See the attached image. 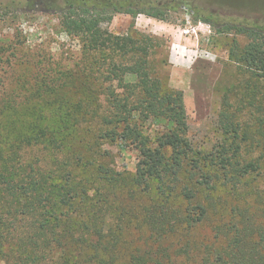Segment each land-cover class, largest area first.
I'll return each mask as SVG.
<instances>
[{
    "label": "trees",
    "instance_id": "trees-1",
    "mask_svg": "<svg viewBox=\"0 0 264 264\" xmlns=\"http://www.w3.org/2000/svg\"><path fill=\"white\" fill-rule=\"evenodd\" d=\"M114 13L166 21L158 7L130 0L91 8L67 2L64 32L85 52H108L100 75L93 70L96 87L87 84V97L72 100L67 78L42 74L24 98L0 105V264H264V209H242L239 193L261 168L257 159L242 160V144L256 140L261 156L264 146L226 113L219 121L228 142L192 148L182 92L165 89L149 69L152 39L103 31ZM202 21L245 36L229 57L264 79V22ZM149 121L161 126L154 135L145 133ZM257 121L263 142L264 116ZM104 144L137 153L133 174L110 167ZM219 188L227 191L220 200ZM151 194L144 212L139 199ZM203 225H211L210 238L194 239Z\"/></svg>",
    "mask_w": 264,
    "mask_h": 264
},
{
    "label": "rangeland",
    "instance_id": "rangeland-1",
    "mask_svg": "<svg viewBox=\"0 0 264 264\" xmlns=\"http://www.w3.org/2000/svg\"><path fill=\"white\" fill-rule=\"evenodd\" d=\"M119 1L124 0H0V105L24 98L42 74L49 79L53 76L61 80L67 78L73 90L66 97L85 99L88 85L96 87L94 80L105 66L108 52L102 57L97 52H85L80 38L64 32L60 24L62 10L67 2L91 8L110 7ZM130 2L143 9L158 7L164 12L166 21L144 15L132 17L114 13L111 21L103 23L101 29L119 37L152 39L149 69L165 89L182 92L188 124L187 139L192 148L207 152L228 142L219 121L226 113L234 115L243 130L253 132L254 135L249 137L251 140L259 139L260 145L264 146L257 130V119L264 116V79L254 77L229 57L232 45L242 48L248 40L232 31L218 32L202 21L207 18L219 25L262 23L264 0ZM130 79L127 77L125 80ZM116 84L122 86L120 82ZM98 100H101L99 96ZM144 129L146 134L154 135L161 126L149 121ZM255 146L256 140L244 141L241 154L243 161L257 159L261 166L260 170L242 180L239 191L246 203L241 208L250 212L264 209V156L260 154L261 148ZM102 149L111 152V168L118 173L133 174L137 162L135 151L127 146L109 144H104ZM181 176L182 185L186 175ZM155 188L156 184L153 190ZM225 192L219 188L215 194L220 200ZM139 201L147 212L154 202V195ZM210 227L203 225L197 228L192 237L209 239ZM126 259L121 253L119 261L125 263Z\"/></svg>",
    "mask_w": 264,
    "mask_h": 264
}]
</instances>
